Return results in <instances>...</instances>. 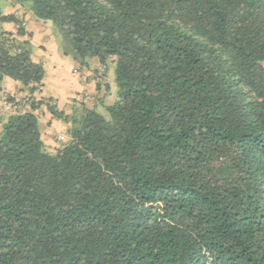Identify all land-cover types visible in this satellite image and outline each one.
<instances>
[{"label": "trees", "instance_id": "16d2710c", "mask_svg": "<svg viewBox=\"0 0 264 264\" xmlns=\"http://www.w3.org/2000/svg\"><path fill=\"white\" fill-rule=\"evenodd\" d=\"M0 1L77 65L113 59L117 85L54 153L34 100L4 119L0 264H264V0ZM8 41L0 92L37 91L43 64Z\"/></svg>", "mask_w": 264, "mask_h": 264}, {"label": "crops", "instance_id": "0c3cea01", "mask_svg": "<svg viewBox=\"0 0 264 264\" xmlns=\"http://www.w3.org/2000/svg\"><path fill=\"white\" fill-rule=\"evenodd\" d=\"M1 16H14L19 22L1 21ZM19 24H22L25 35L19 36ZM0 33L10 34L21 43L28 42L33 62L42 63L45 69L42 89L33 93L29 87L5 77L0 92V109L5 95L13 113L33 111L31 101L34 100L33 112L39 120L45 144L68 142L73 123L84 117L87 111L94 109L103 114L99 108L106 104L111 94L112 80L106 82V86L97 84V67L94 70L89 67L83 74L79 73L77 64L63 54L61 40L55 35L51 23L38 21L23 5L5 1L0 4ZM96 64L102 65L100 61ZM106 77L108 80V74ZM85 96H91L95 103L85 101ZM5 118L0 116V130Z\"/></svg>", "mask_w": 264, "mask_h": 264}, {"label": "rangeland", "instance_id": "374dc122", "mask_svg": "<svg viewBox=\"0 0 264 264\" xmlns=\"http://www.w3.org/2000/svg\"><path fill=\"white\" fill-rule=\"evenodd\" d=\"M5 1H0V4H3ZM25 7H27L28 8V10H29V7L28 6H25ZM54 32H55V30H54ZM55 35H57V33L55 32ZM96 61H98L99 62V60H97V59H92V60H90L89 61V64H88V66H86V67H83V66H80V65H77V70H79V73H81V74H83L84 72H86L85 71V69H89V67L92 69V70H94L95 69V67H97L96 68V70H95V72H96V76H97V79H96V81L98 82L97 84H101L102 86H106V82H108V81H110V80H112L110 83V85H111V88H112V91H111V94L107 97V99H106V104L105 105H103L102 107H100L99 109H100V111L103 113V114H106V106H110V105H113L115 102H116V100H117V85H116V81H115V78H116V76H115V62H114V60L112 59V60H109V61H107L106 63H105V65H97L96 64ZM101 69H103L104 71L102 72V77H103V80L102 81H99L98 80V78L100 77L99 76V74H100V72H101ZM81 71V72H80ZM108 74V80H107V77H106V75ZM109 83V82H108ZM91 97V96H90ZM9 99V98H8ZM93 99V98H92ZM96 101V100H95ZM95 101H94V99L92 100V101H89V102H94L95 103ZM94 106H92V108H93ZM7 117V116H6ZM83 118V117H82ZM70 138V137H69ZM69 141V140H68ZM61 142H63L62 144H46V146H47V149H48V151L49 152H51V153H54L55 151H56V149L57 148H59L61 145H63V144H65V142L67 143V140L66 141H61Z\"/></svg>", "mask_w": 264, "mask_h": 264}, {"label": "built area", "instance_id": "2783aa9c", "mask_svg": "<svg viewBox=\"0 0 264 264\" xmlns=\"http://www.w3.org/2000/svg\"><path fill=\"white\" fill-rule=\"evenodd\" d=\"M12 39H15V38H13V37L7 38V36H5L4 34L0 33V44L7 43V46H9L10 50L14 54H18L20 52L19 47L18 46L14 47V43H11L10 41H8V40H12ZM103 71L104 70L101 69V72L99 74L100 77L98 78L99 81L103 80V77L101 75ZM41 89L42 88L40 86L39 90H41ZM84 100L85 101H92L93 99L90 96H85ZM12 113L13 112H12L11 103L9 102L8 96L5 95V97L2 100V109H0V116H5L6 117V116H8V115H10Z\"/></svg>", "mask_w": 264, "mask_h": 264}]
</instances>
